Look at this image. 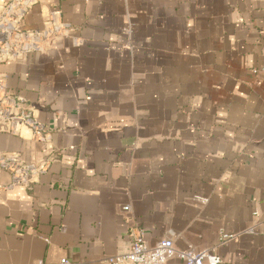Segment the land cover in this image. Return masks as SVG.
Here are the masks:
<instances>
[{"label":"crops","instance_id":"1","mask_svg":"<svg viewBox=\"0 0 264 264\" xmlns=\"http://www.w3.org/2000/svg\"><path fill=\"white\" fill-rule=\"evenodd\" d=\"M50 14L62 32L0 61L47 134L0 133L37 169L1 192L0 263L107 264L139 227L264 264V0H34L23 30Z\"/></svg>","mask_w":264,"mask_h":264},{"label":"built area","instance_id":"2","mask_svg":"<svg viewBox=\"0 0 264 264\" xmlns=\"http://www.w3.org/2000/svg\"><path fill=\"white\" fill-rule=\"evenodd\" d=\"M34 0H9L0 8V61L21 59L28 53L40 51L44 42L51 40L55 34L62 32L66 25L57 14H50L42 30L24 31L22 26ZM23 99L12 94L4 80L0 79V133L21 132L22 128H29L39 139H46L42 125L38 122L33 111L22 108ZM8 171L11 181L0 183L1 192L17 184L31 187L35 182L37 169L34 165L25 164L17 156L0 151V174ZM202 202L205 200L199 198ZM125 211L129 206H124ZM235 234L223 233L220 245L234 239ZM178 257L183 264H221L222 256L216 248L210 250H196L194 248L178 249L172 237L162 240L152 246L145 238L143 228L135 227L131 232L129 249L124 254L108 258L107 264H168L169 260ZM63 264H69L64 259ZM4 264V263H0ZM33 264H45L42 260Z\"/></svg>","mask_w":264,"mask_h":264},{"label":"water","instance_id":"3","mask_svg":"<svg viewBox=\"0 0 264 264\" xmlns=\"http://www.w3.org/2000/svg\"><path fill=\"white\" fill-rule=\"evenodd\" d=\"M48 18H49V15H47L46 19H48ZM26 131H28V133L31 132V130L29 128H22V132H26Z\"/></svg>","mask_w":264,"mask_h":264}]
</instances>
